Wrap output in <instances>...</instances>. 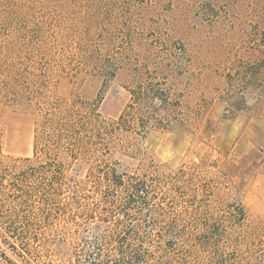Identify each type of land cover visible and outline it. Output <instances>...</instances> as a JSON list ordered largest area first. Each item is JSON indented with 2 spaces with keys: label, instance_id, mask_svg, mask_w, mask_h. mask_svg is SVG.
I'll list each match as a JSON object with an SVG mask.
<instances>
[{
  "label": "rangeland",
  "instance_id": "rangeland-1",
  "mask_svg": "<svg viewBox=\"0 0 264 264\" xmlns=\"http://www.w3.org/2000/svg\"><path fill=\"white\" fill-rule=\"evenodd\" d=\"M0 10V66L13 69L0 88L14 77L18 93L0 105V264H163L154 219L209 223L191 230L212 238L186 264H264V112L255 85L230 82L264 44V0H0ZM158 59L180 122L85 162L60 157L55 183L46 159L25 166L49 103L116 120L133 67ZM191 167L216 185L211 199L180 187ZM105 171L145 176L147 192L129 198Z\"/></svg>",
  "mask_w": 264,
  "mask_h": 264
},
{
  "label": "trees",
  "instance_id": "trees-1",
  "mask_svg": "<svg viewBox=\"0 0 264 264\" xmlns=\"http://www.w3.org/2000/svg\"><path fill=\"white\" fill-rule=\"evenodd\" d=\"M2 14L3 12L0 10V19L3 17ZM1 20L3 21V19ZM6 34L0 29V61L5 58L3 50L7 46V39H4ZM160 50L157 49L158 52H163ZM5 52L7 51L5 50ZM254 52L246 65L237 68L235 73L230 75L232 77L230 82L243 83L246 87L255 85L259 91L257 96L258 112L263 113L264 44L256 47ZM3 68L5 67L0 66V74L13 70ZM167 74L168 71L160 64L159 59L151 61V65L148 62L136 64L133 67L135 85L130 89V102L116 120L101 119L91 110L82 111L75 102L58 100L49 103L48 109L40 115L35 129L34 160L26 158L25 166L32 169L40 157L46 159V165H48L46 172L51 174L49 175L50 179L55 183L62 177L61 170L59 171L60 167L58 166V169L55 170V160L60 157L69 159L73 163L85 162L93 159L94 157H91L97 153L103 155L113 149L126 146L128 137L133 133L143 135L148 130H165L173 121L180 122L178 119L181 112L180 101L177 99L179 95L174 93L172 85H167ZM3 86L0 88V105L9 101L14 102L16 100L14 97L18 96L17 91H12L16 87L15 78L12 77L11 84L6 82ZM11 95L13 97H10ZM231 106L232 112L239 110L235 103ZM196 171L197 169L194 167L188 170L181 169L179 171L181 175L180 187L185 186L197 192L196 194H200L202 201L211 199L217 188L216 185L196 180ZM103 177L124 188L129 198L139 197V193L147 192L145 176L142 179L143 176L139 178L133 175H116L113 172L105 171ZM193 184L194 186L191 187ZM66 191L73 193L72 200H74L78 188L72 189L68 186ZM58 193L59 191L55 192V194ZM238 216H243L242 211ZM208 224L179 219L167 222L154 219L150 226L152 230H155V237L161 241L159 248L163 264H186L188 258L194 255L195 248L198 247L197 250H200V246H203L199 238L204 239L205 245L212 238L205 234L202 235V233L195 234L191 230H206L209 227Z\"/></svg>",
  "mask_w": 264,
  "mask_h": 264
},
{
  "label": "clouds",
  "instance_id": "clouds-1",
  "mask_svg": "<svg viewBox=\"0 0 264 264\" xmlns=\"http://www.w3.org/2000/svg\"><path fill=\"white\" fill-rule=\"evenodd\" d=\"M166 155H168V154L166 153Z\"/></svg>",
  "mask_w": 264,
  "mask_h": 264
}]
</instances>
